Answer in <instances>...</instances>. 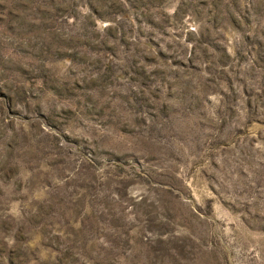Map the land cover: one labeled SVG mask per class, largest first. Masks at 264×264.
I'll use <instances>...</instances> for the list:
<instances>
[{
  "label": "rangeland",
  "instance_id": "374dc122",
  "mask_svg": "<svg viewBox=\"0 0 264 264\" xmlns=\"http://www.w3.org/2000/svg\"><path fill=\"white\" fill-rule=\"evenodd\" d=\"M0 264H264V0H0Z\"/></svg>",
  "mask_w": 264,
  "mask_h": 264
}]
</instances>
